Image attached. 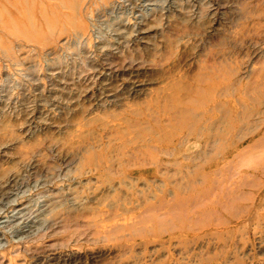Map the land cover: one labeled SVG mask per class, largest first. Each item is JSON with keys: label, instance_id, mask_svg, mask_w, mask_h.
I'll list each match as a JSON object with an SVG mask.
<instances>
[{"label": "rangeland", "instance_id": "1", "mask_svg": "<svg viewBox=\"0 0 264 264\" xmlns=\"http://www.w3.org/2000/svg\"><path fill=\"white\" fill-rule=\"evenodd\" d=\"M0 264H264V0H0Z\"/></svg>", "mask_w": 264, "mask_h": 264}]
</instances>
